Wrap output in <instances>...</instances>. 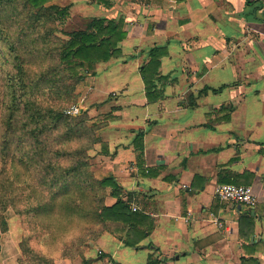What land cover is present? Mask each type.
I'll use <instances>...</instances> for the list:
<instances>
[{
  "label": "crops",
  "instance_id": "crops-1",
  "mask_svg": "<svg viewBox=\"0 0 264 264\" xmlns=\"http://www.w3.org/2000/svg\"><path fill=\"white\" fill-rule=\"evenodd\" d=\"M69 2L71 15L83 6L94 12L86 20L123 21L120 52L93 69L103 99L117 93L104 103L114 107L96 177L119 187L109 186L106 205L129 198L151 222L135 247L104 231L79 264H146L149 255L161 264H264V0ZM154 46L167 51L154 80L163 96L147 101L140 67ZM229 182L251 186L257 205L217 198L215 185Z\"/></svg>",
  "mask_w": 264,
  "mask_h": 264
},
{
  "label": "rangeland",
  "instance_id": "rangeland-1",
  "mask_svg": "<svg viewBox=\"0 0 264 264\" xmlns=\"http://www.w3.org/2000/svg\"><path fill=\"white\" fill-rule=\"evenodd\" d=\"M69 1L53 0L46 5L54 4L57 11H40L23 0H12L11 7L4 5L0 11V212L5 219V225H0V264L67 260L79 264L101 233L114 232L112 223L87 214L94 206L106 205L109 193L114 192L110 184L103 183V187L95 180H101L96 177L101 166V131L114 107L104 103L117 93L103 99L94 87V66L71 78L66 70L70 63L60 59L68 33L87 26L85 12L94 14L93 8L78 6L82 13L72 8L71 15ZM27 106L33 111H59L66 122L54 129L48 117L44 118L49 124L30 137L21 127ZM70 109L76 111L67 112ZM13 117L19 120L16 135L8 131ZM69 129L70 136L64 134ZM56 151L60 156H55ZM78 159L86 163L79 170L81 176L68 180L78 181L81 189L71 188L72 196L63 197L68 207L72 199L79 205L78 212L70 214L60 210L62 199L51 198L39 176L47 163L70 167Z\"/></svg>",
  "mask_w": 264,
  "mask_h": 264
},
{
  "label": "trees",
  "instance_id": "trees-1",
  "mask_svg": "<svg viewBox=\"0 0 264 264\" xmlns=\"http://www.w3.org/2000/svg\"><path fill=\"white\" fill-rule=\"evenodd\" d=\"M53 0H23L30 8H36L40 11H57L58 7L54 4L46 5ZM255 0H245L246 4H251ZM12 0H0V11L2 12V7L4 5L11 7ZM64 13V9H60ZM66 11V10H65ZM34 26V23L31 25ZM125 31L123 29L122 20L106 19L102 17H93L88 21L87 26L84 29L73 30L68 33L69 38L61 46L60 59L63 62L70 63V66L66 68L69 72L71 78H77L81 71L89 67H93L95 63L108 60L110 57L120 52L118 47L119 42L125 37ZM41 52V49L40 51ZM165 46H154L148 51V60L140 67L141 78L144 83L145 96L147 101H154L163 96V94L155 89L154 80L157 75V70L160 66V59L163 54H166ZM229 84H223L218 87H204L200 93H206L210 90L213 93L221 91L224 87ZM193 98V97H192ZM191 98V99H192ZM192 105H195L194 99H192ZM24 113L26 115L23 119L21 127L23 128L25 134L33 137L34 133L37 131H42L49 123L43 122L44 118L49 119V122L53 125L54 129H58L62 123L66 122V117L59 111L53 109H37L33 111L30 107H25ZM109 118V117H108ZM228 118V115L226 116ZM19 128V120L13 117L11 119L8 131L10 130L14 135ZM72 130L64 131V134L70 136ZM9 142L6 139L3 148L7 147ZM142 149V146H138ZM60 151L55 152V156H60ZM141 155V154H140ZM86 165L85 162L78 159L70 167H65L59 164V162H50L44 165V169L39 176V181L46 186L49 190L51 198L62 199L58 204L60 210L65 213L70 212V214H75L78 212L79 205L72 199V203L69 207L65 204L63 197L65 195L72 196L71 188L74 191H79L81 186L78 181L68 180V177H74L77 179L81 176L79 170ZM151 171V170H150ZM155 175V173H149ZM72 181V182H71ZM96 183L103 186V183L110 184L116 190H119L118 185L112 182L111 178H104L101 180H95ZM70 182V183H69ZM235 184H239L234 182ZM104 187V186H103ZM129 198L122 199L120 196L112 205H103L100 208L94 206L88 210L90 217H95L99 221L112 223L114 226V233H123V242L128 245L135 247L139 240L148 235L151 228V222L149 217L143 214L142 211L132 210L129 206ZM45 206V205H41ZM5 208V205H4ZM38 208H42L38 206ZM85 212V211H84ZM5 225V219L0 212V225ZM142 226L144 229H140ZM249 226H251L249 224ZM1 230H5V226L1 227ZM112 232V231H111ZM241 234L242 232L239 231ZM166 259L149 255L146 264H161ZM86 263V261H84Z\"/></svg>",
  "mask_w": 264,
  "mask_h": 264
},
{
  "label": "built area",
  "instance_id": "built-area-1",
  "mask_svg": "<svg viewBox=\"0 0 264 264\" xmlns=\"http://www.w3.org/2000/svg\"><path fill=\"white\" fill-rule=\"evenodd\" d=\"M75 109H70L67 112L73 113ZM214 195L225 201L233 202L236 204L244 205L247 208L253 209L258 199L252 191L251 186L235 183H219L214 187ZM134 211L136 207L131 206Z\"/></svg>",
  "mask_w": 264,
  "mask_h": 264
},
{
  "label": "water",
  "instance_id": "water-1",
  "mask_svg": "<svg viewBox=\"0 0 264 264\" xmlns=\"http://www.w3.org/2000/svg\"><path fill=\"white\" fill-rule=\"evenodd\" d=\"M178 257V256H177Z\"/></svg>",
  "mask_w": 264,
  "mask_h": 264
}]
</instances>
